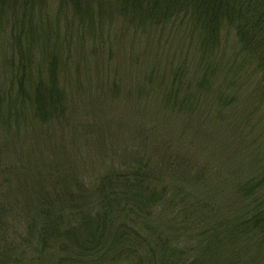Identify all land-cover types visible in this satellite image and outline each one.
I'll return each instance as SVG.
<instances>
[{
	"label": "trees",
	"instance_id": "trees-1",
	"mask_svg": "<svg viewBox=\"0 0 264 264\" xmlns=\"http://www.w3.org/2000/svg\"><path fill=\"white\" fill-rule=\"evenodd\" d=\"M143 40L177 42L169 85L191 96L174 107L239 159L220 184L230 215L209 203L200 214L193 188L172 187L153 157L127 152L96 179L84 172L83 154L107 136L77 122L69 90L91 54L126 59ZM93 101L83 104L102 108ZM3 151L0 264H264V0H0Z\"/></svg>",
	"mask_w": 264,
	"mask_h": 264
},
{
	"label": "rangeland",
	"instance_id": "rangeland-1",
	"mask_svg": "<svg viewBox=\"0 0 264 264\" xmlns=\"http://www.w3.org/2000/svg\"><path fill=\"white\" fill-rule=\"evenodd\" d=\"M170 37L174 38V35ZM130 39L127 37L124 41L125 47L131 50ZM150 43L143 40L141 50H137L133 55L131 51L126 59L118 58L117 54L116 57L110 58V61L105 52L91 54L88 63H84V72L73 82L74 87L69 90V103L73 107L78 106L77 122L89 120L96 126L95 129L99 127L107 136L99 148H93L94 151L86 150L83 154L88 164L84 172L96 179L109 170L112 162H116V166L127 164V152L153 157L161 167H157V170H162V179L172 187L183 185L185 189L193 188L190 190H193L202 202V208L198 209L200 214L206 211L214 212L207 206L209 203L215 205V209H220L221 214L230 215L234 196L230 189H221L220 184L222 181L227 182V186L230 185L227 178L235 177L239 169V159L233 152H228L227 144L221 148L222 151L211 149V143L206 141V132L191 124L183 111H180V106L174 107L177 99L173 100L172 97L182 100L190 95L184 83L180 85L179 90L173 92L172 86L169 85L172 78L169 69L173 70L174 66H180L182 63L181 58H174L176 49L173 44L177 42L163 40L162 44H154L153 41ZM117 45L115 44V47ZM73 48L76 50L74 44ZM160 48L169 52V56ZM193 61L191 60V63ZM197 69L198 61L194 62L192 67L189 66L188 71L193 74ZM218 86L217 82H213L211 89L216 91ZM244 91V97L240 101L242 106L250 94L246 89ZM93 100L99 101L102 108L98 110L95 107H85L84 104H93ZM231 129L232 127L224 132L229 134ZM229 137L230 135L225 134L224 143ZM84 141L85 139L78 144H84ZM218 143L221 147L220 140ZM0 155L4 157L5 152ZM193 155L199 159L198 166L187 167V164L192 162ZM198 179L199 181H196ZM158 189L162 190L161 187ZM198 218L200 217L195 220H199ZM259 263L263 264V258H259L255 264Z\"/></svg>",
	"mask_w": 264,
	"mask_h": 264
}]
</instances>
